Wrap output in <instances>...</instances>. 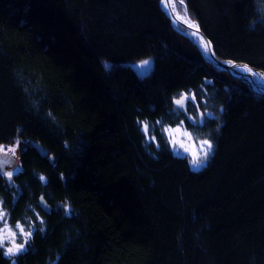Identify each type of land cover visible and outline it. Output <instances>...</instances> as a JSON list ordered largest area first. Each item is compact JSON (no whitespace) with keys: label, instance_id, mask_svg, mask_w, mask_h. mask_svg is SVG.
I'll return each instance as SVG.
<instances>
[{"label":"trees","instance_id":"trees-1","mask_svg":"<svg viewBox=\"0 0 264 264\" xmlns=\"http://www.w3.org/2000/svg\"><path fill=\"white\" fill-rule=\"evenodd\" d=\"M185 6L219 59L264 71V0ZM181 94L196 96V125ZM181 121L214 143L199 170L164 134ZM18 137L29 144L0 200L36 226L17 264H264V97L160 0H0V144Z\"/></svg>","mask_w":264,"mask_h":264},{"label":"snow or ice","instance_id":"snow-or-ice-1","mask_svg":"<svg viewBox=\"0 0 264 264\" xmlns=\"http://www.w3.org/2000/svg\"><path fill=\"white\" fill-rule=\"evenodd\" d=\"M168 4H171L172 11L175 13L176 12V4L174 3V0H166L165 7H167ZM179 4L183 7V10L185 12V17L177 16V19L184 20V22L187 24L188 28L194 29V31L191 33L192 36H194V37L198 36L199 35V25H197L195 23V21L193 19H191L190 16H188L187 9L185 6V0H179ZM197 43L202 48L204 53H206V54L210 53L211 41H205L204 38L202 36H200ZM211 54L213 56L215 55L214 52H211ZM148 63H149L148 60L143 61L141 67L146 66ZM228 63L230 64V66H233V67L236 66L231 61H229ZM243 70L250 75H255L252 68L249 67L247 64L243 65ZM186 101L189 103L195 104V102H196L195 94H192L191 97H189L187 94H181L180 97L178 99H175L174 102L177 106L184 107ZM142 127H143V131L147 134L148 133V124L145 122V123H143ZM164 131L168 133L169 142L174 147L177 144H179V147L183 148V150L185 152L190 151L189 147L186 146V144L184 142L180 141L177 138L179 135H183L188 140H191L192 137H191L190 133H188L187 131L182 132L180 127L166 128V129H164ZM151 138L153 140H155V137H151ZM16 146H19V141L16 142ZM212 149H213V144L210 140H207V139L202 140L200 142V145H199V150L192 152V158L190 160V163L192 165H201L202 163H204L208 159ZM15 151H16L15 147L8 148L6 150L5 146L0 145V153H4L5 155H7L8 152H11L13 155H15ZM4 175H6L8 177L9 182L12 181L13 173L11 171H8V172L0 171V177H3ZM38 179L42 183L47 182L46 178L44 176H39ZM41 203L43 204V197H41ZM0 204H2V201H0ZM5 216H6L5 211L3 210L2 207H0V221L5 220ZM40 222L43 223V220H41ZM15 228L19 231V235L23 238V242H21V243L16 242L17 232L13 231L9 227V225L7 224L6 221L4 222L3 228H0V248L5 247L6 241L10 242V246L6 247V250L3 251L2 255L6 258H9L11 260V264H17V260L13 259V258L17 257L18 255L22 254L23 252H25L27 250L26 245L29 243L30 238L33 236V232L31 231V229L26 231L24 226L21 225L20 223H17L15 225ZM39 230L43 231L42 228Z\"/></svg>","mask_w":264,"mask_h":264},{"label":"rangeland","instance_id":"rangeland-1","mask_svg":"<svg viewBox=\"0 0 264 264\" xmlns=\"http://www.w3.org/2000/svg\"><path fill=\"white\" fill-rule=\"evenodd\" d=\"M162 1L163 0H160V5H161V7H162V9L166 12V14L168 15V17L171 19V21H172V23H173V25L175 26V28L177 29V30H179L181 33H184V34H187V35H191V33H192V31L194 30V29H190V28H188L187 26H177V25H175L174 24V22H173V20H174V16H173V14H171L170 12H168V10H166L165 8H164V6H163V3H162ZM178 2H179V0H177ZM170 11V10H169ZM180 11L182 12V13H184V10H183V7L180 5ZM169 13V14H168ZM188 13V12H187ZM192 19V18H191ZM196 23V22H195ZM197 24V23H196ZM198 25V24H197ZM199 29L201 30V28L199 27ZM202 31V30H201ZM203 32V31H202ZM204 33V32H203ZM205 34V33H204ZM192 36V35H191ZM190 36V37H191ZM199 36H202L201 34L199 35ZM203 37V36H202ZM192 39H193V41L197 44V46L199 47V49L201 50V52L204 54V56L206 57V59H208L211 63L213 62V60H212V58L210 57V55H209V53H204L203 52V50H202V48L199 46V44L195 41L196 39L194 38V37H191ZM209 39V38H208ZM210 40V39H209ZM211 41V40H210ZM211 44H212V42H211ZM213 46V45H212ZM213 50H214V48H213ZM215 53V52H214ZM216 55V54H215ZM217 57V56H216ZM218 58V57H217ZM219 59V58H218ZM219 60H221V59H219ZM222 61H225V60H222ZM226 62H229V61H226ZM232 62V61H231ZM149 63H151L152 64V69H153V61H149ZM213 64V63H212ZM140 65H142V62L141 63H137V64H133L132 66H131V68H132V70L135 72V70H134V68L135 67H138V66H140ZM249 65V64H248ZM215 66V65H214ZM250 66V65H249ZM251 67H253V66H251ZM255 68V67H254ZM152 69H151V71H152ZM219 69V68H218ZM257 69V68H256ZM150 71V72H151ZM149 72V73H150ZM264 72V71H263ZM136 73V72H135ZM137 74V73H136ZM262 74H264V73H262ZM138 75V74H137ZM139 76V75H138ZM147 76V75H146ZM232 76V75H231ZM139 77H142V76H139ZM144 77V76H143ZM234 77V76H233ZM236 79H239V78H237V77H235ZM239 80H241V79H239ZM241 81H243L244 83H246V85L248 86V88L254 93V94H256V95H258V96H262V97H264V93H261L260 91H255V90H253V88H252V86H250V84L248 83V81L245 79V81L244 80H241ZM256 83V85H258L257 86V88H259V87H264L263 85H262V83H260L259 84V82H255ZM258 83V84H257ZM189 97H191V95H189V94H187ZM179 98V97H178ZM178 98H176V99H178ZM175 101V100H174ZM174 104H175V102H174ZM188 104H189V102H187L186 101V103H185V106L184 107H179V106H177L176 104H175V106H176V108L180 111V112H182L185 116H187V119H189V122L191 123V125H196L197 123L196 122H198L197 121V119L192 115V114H189V112L187 111V107H188ZM143 123H145V122H142V126H143ZM187 123L188 122H186V121H181V122H179L178 124H176V125H164L163 126V131H164V129H166V128H177V127H180L181 128V131L183 132V131H187L188 133H190V135H191V137H192V139L191 140H188L186 137H184L183 135H179L177 138L180 140V141H182V142H184L185 144H186V146H188L189 147V149H190V151L189 152H185L184 150H183V148H180L179 147V144H177L175 147L169 142V135H168V133L167 132H165L164 131V134L166 135V138H167V140H168V142H169V145L171 146V148H172V150H173V152L175 153V154H177V155H180V156H185V157H187V159H188V162H189V164H190V167L192 168V169H194V170H199V169H201V168H203L207 163H208V161H209V159H210V157H211V155L213 154V151H214V143L210 140V139H208L207 137H204V136H201L200 134H198V133H196L195 131H194V129L193 128H191L189 125H187ZM148 124V123H147ZM142 129H143V127H142ZM148 131H149V126H148ZM146 134V133H145ZM146 136L148 137V139H150V135H149V133H147L146 134ZM204 139H207V140H210L211 142H212V144H213V149H212V151H211V153H210V155H209V157H208V159L204 162V163H202L201 165H192L191 163H190V160H191V158H192V152L193 151H198L199 150V145H200V142L202 141V140H204ZM17 141H19V146H16V142ZM34 143V142H33ZM29 144V142L27 141V140H25V139H22V138H20V137H18V138H16L12 143H10V144H0V145H3V146H5V149L7 150L8 148H12V147H15L16 148V151H15V155H13L11 152H8V154L7 155H5L4 153H0V171H3V172H8V171H11L12 173H13V176L16 174V173H18L19 172V170L21 169V165H20V156H21V152L26 148V146ZM36 144V143H35ZM37 145V144H36ZM40 148H41V146H40ZM6 178H8L6 175H4ZM13 178V177H12ZM1 201V200H0ZM0 207H2L3 208V210L5 211V213H6V216H5V220H2V221H0V228H3V226H4V222L6 221L7 222V224L9 225V227L13 230V231H16L17 232V239H16V242L17 243H21V242H23V238L19 235V231L15 228V225L17 224V223H20L21 225H23L24 226V228H25V230L26 231H28L29 229H31V231L32 232H34V230H35V226H36V222L32 219V218H30V217H27L26 219H24V220H17V221H15V222H12L11 220H10V217H9V214H8V211L5 209V207L3 206V203L2 204H0ZM35 215H36V218H37V220L40 222L41 220H43V218H41V216L37 213V212H35ZM31 239V238H30ZM7 246H10V242H8V241H6L5 242V247L4 248H2L3 249V251H5L6 250V247ZM27 246H28V244L26 245V249H27Z\"/></svg>","mask_w":264,"mask_h":264},{"label":"bare ground","instance_id":"bare-ground-1","mask_svg":"<svg viewBox=\"0 0 264 264\" xmlns=\"http://www.w3.org/2000/svg\"><path fill=\"white\" fill-rule=\"evenodd\" d=\"M162 3H163V6H164V8L166 9V10H168V12H172L171 14H173V16H174V20H173V22H174V24L175 25H177V26H187V24L184 22V20H181V19H177V16H180V17H185V12L184 13H182L181 11H180V4H179V2L177 1V0H174V3L176 4V12L174 13L173 11H172V6H171V4H168V6L167 7H165V3H166V0H163L162 1ZM170 10V11H169ZM188 14V13H187ZM188 16H190L189 14H188ZM194 31V30H193ZM192 31V32H193ZM199 35H200V33H199ZM196 36V37H194V36H191V37H194L196 40V42L198 41V39H199V37L200 36ZM215 52V51H214ZM217 69H218V65L217 66H215ZM235 68V70L234 71H229V70H223V71H226L227 73H231V74H234L235 76H238L239 77V79H241V80H244L245 81V79L248 81V83L250 84V86H252V88H253V90H255V91H260L261 93H264V87L262 88V87H259V88H257V86L258 85H256V83L255 82H259V84L260 83H262V85H264V74H262V73H259V72H257V71H254L253 70V72L255 73V75H250V74H248L247 72H245L244 70H243V66H235L234 67ZM221 70V69H220ZM238 70V71H237ZM260 70V69H259ZM262 71V70H261ZM145 77V76H144ZM143 130V129H142Z\"/></svg>","mask_w":264,"mask_h":264},{"label":"water","instance_id":"water-1","mask_svg":"<svg viewBox=\"0 0 264 264\" xmlns=\"http://www.w3.org/2000/svg\"><path fill=\"white\" fill-rule=\"evenodd\" d=\"M169 14V13H168ZM199 33L203 36V38H204V40L205 41H210L209 39H208V37L199 29ZM211 52H214V50H213V46H212V44H211V50H210V53H209V55H210V57L212 58V60H213V65H215V66H217L218 65V68L219 69H221V70H229V71H234L235 70V68L233 67V66H230V64L228 63V62H226V61H222V60H219L217 57H216V55H212L211 54ZM234 65H236V66H243V65H245V64H247V63H244V62H232ZM248 65V64H247ZM249 66V65H248ZM249 67H251V66H249ZM252 68V70H254V71H257V72H259V73H264L263 71H261V70H259V69H256V68H254V67H251ZM151 69H152V64L151 63H148L146 66H144V67H141V65L140 66H138V67H135L134 68V70H135V72L139 75V76H146V75H148L149 74V72L151 71ZM238 71V70H237ZM230 75H232V76H234V77H237V78H239L238 76H235L234 74H231L230 73ZM258 84V83H257ZM264 86V85H263ZM264 95V94H263ZM33 145H36L35 143H33ZM41 197H43V196H40V198H39V202H40V206L42 207V209H44L46 212H49L50 211V205L45 201V199L43 198V204L41 203Z\"/></svg>","mask_w":264,"mask_h":264}]
</instances>
